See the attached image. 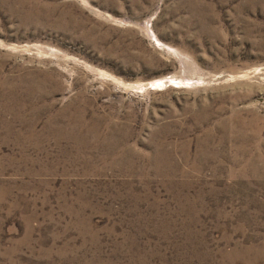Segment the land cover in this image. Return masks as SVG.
<instances>
[{
  "label": "rangeland",
  "instance_id": "obj_1",
  "mask_svg": "<svg viewBox=\"0 0 264 264\" xmlns=\"http://www.w3.org/2000/svg\"><path fill=\"white\" fill-rule=\"evenodd\" d=\"M0 264H264V0H0Z\"/></svg>",
  "mask_w": 264,
  "mask_h": 264
}]
</instances>
